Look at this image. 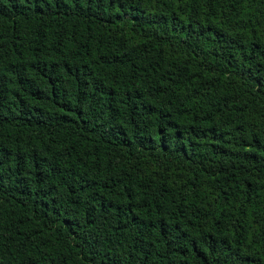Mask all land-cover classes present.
<instances>
[{
    "label": "trees",
    "instance_id": "trees-1",
    "mask_svg": "<svg viewBox=\"0 0 264 264\" xmlns=\"http://www.w3.org/2000/svg\"><path fill=\"white\" fill-rule=\"evenodd\" d=\"M0 264H264V0H0Z\"/></svg>",
    "mask_w": 264,
    "mask_h": 264
}]
</instances>
